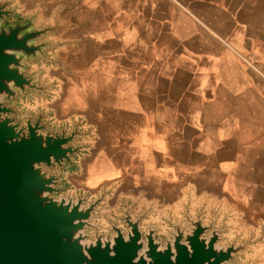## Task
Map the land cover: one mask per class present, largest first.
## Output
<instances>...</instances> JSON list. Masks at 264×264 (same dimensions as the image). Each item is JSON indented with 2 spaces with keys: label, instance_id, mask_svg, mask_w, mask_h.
<instances>
[{
  "label": "crops",
  "instance_id": "0c3cea01",
  "mask_svg": "<svg viewBox=\"0 0 264 264\" xmlns=\"http://www.w3.org/2000/svg\"><path fill=\"white\" fill-rule=\"evenodd\" d=\"M0 1L54 30L29 108L81 134L61 183L100 200L94 222L129 214L161 242L200 220L264 264V0Z\"/></svg>",
  "mask_w": 264,
  "mask_h": 264
},
{
  "label": "water",
  "instance_id": "95a60500",
  "mask_svg": "<svg viewBox=\"0 0 264 264\" xmlns=\"http://www.w3.org/2000/svg\"><path fill=\"white\" fill-rule=\"evenodd\" d=\"M11 5L0 1V264H230L245 246H217L223 241L219 231L200 220L191 222L190 232L175 226L173 240L163 246L155 229L142 232L141 221L127 214L126 235L114 226L113 239L98 236L84 245L100 200L85 207L82 198H57L65 191L61 175L43 169L73 166L79 147L71 144L81 134L46 131L43 115L19 121L10 106L30 91L45 93L40 75L27 73V63L47 59L45 39L54 30L34 29L31 19L6 27L14 16ZM140 252L149 260L138 259Z\"/></svg>",
  "mask_w": 264,
  "mask_h": 264
},
{
  "label": "rangeland",
  "instance_id": "374dc122",
  "mask_svg": "<svg viewBox=\"0 0 264 264\" xmlns=\"http://www.w3.org/2000/svg\"><path fill=\"white\" fill-rule=\"evenodd\" d=\"M16 23H19V22L16 20V18L14 16H12L10 19H8L5 22L4 25L6 27H8V26H11V25H15ZM32 63L33 62L28 63V64L30 65ZM29 65H28V67H29ZM27 73L28 74H31L30 73V68H28ZM39 83L41 85H44L43 83H41V80L39 81ZM45 95H46V91H45V93H41L40 92L38 94L35 93L34 91H30L28 93V96H26V97L20 96L19 99H17V102L16 103L14 101H12L11 104H10V106L11 107H14V109L17 111L16 119L19 120V121L24 122L25 120H27L29 118H32V120L35 122L37 120V117L34 116V114L32 113L33 112L32 109L29 108V107L32 106V104L34 103V101L36 99H42V98L44 99L45 98ZM43 169H44V171L49 172V174L61 175V178H62L63 170L60 171V170H55L53 168L47 169L45 167ZM60 187L63 188L62 187V184H61ZM55 196L57 198H59V199H62V198L67 199V200L73 199L75 202H77L80 199L79 198L80 197V194H75L74 197H72V196H68L66 194V191H64L62 194H58V195H55ZM81 198L82 199H85L84 196H83V194H82V197ZM86 204H88L87 200H86V203H85V207H86ZM93 214H94V212H93ZM94 216H95V214H94ZM90 223L94 226V228H91V229H88L87 228L86 229V232H85L86 235L88 236V241H90V242H95L97 240V237L98 236L103 237V239H107V238L113 239V237L116 235V233L113 230V227L114 226L117 227V228H119V229H121L124 232L125 235L129 231V227L125 223L124 224H119V223L109 224L104 219H101V223L99 222V224H98V222L97 223L94 222V217L91 219ZM140 228L142 230V226H140ZM142 232L145 233V232H148V231L142 230ZM209 235H211V233L208 234L207 238L209 237ZM170 240H173V236H172V239H170ZM161 242L163 243V246H166V240H162ZM223 243H224V241L219 242L217 244V246L227 248L226 246H223L222 245ZM235 248H236V246H235ZM245 250H247L246 247H245ZM245 250H243V252ZM239 254L234 258V260H232L230 262V264H238Z\"/></svg>",
  "mask_w": 264,
  "mask_h": 264
},
{
  "label": "bare ground",
  "instance_id": "6f19581e",
  "mask_svg": "<svg viewBox=\"0 0 264 264\" xmlns=\"http://www.w3.org/2000/svg\"><path fill=\"white\" fill-rule=\"evenodd\" d=\"M58 93H59V92H58ZM90 243H92V242H88V243L84 242V245L86 246V244L88 245V244H90ZM146 256H147L146 253H144V252H140L139 255H138V259L144 258V259H146V260L148 261L149 259H148ZM138 259H137V260H138Z\"/></svg>",
  "mask_w": 264,
  "mask_h": 264
}]
</instances>
